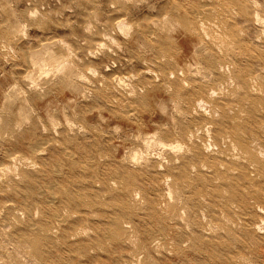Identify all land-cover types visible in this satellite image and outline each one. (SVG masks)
Segmentation results:
<instances>
[{
  "label": "rangeland",
  "instance_id": "374dc122",
  "mask_svg": "<svg viewBox=\"0 0 264 264\" xmlns=\"http://www.w3.org/2000/svg\"><path fill=\"white\" fill-rule=\"evenodd\" d=\"M263 131L264 0H0V264H264Z\"/></svg>",
  "mask_w": 264,
  "mask_h": 264
},
{
  "label": "bare ground",
  "instance_id": "6f19581e",
  "mask_svg": "<svg viewBox=\"0 0 264 264\" xmlns=\"http://www.w3.org/2000/svg\"><path fill=\"white\" fill-rule=\"evenodd\" d=\"M212 11H213V10H212ZM246 11H247V10H246ZM36 13H37V12H36ZM258 16H259V15H258ZM119 19H120V18H119ZM164 19H165V17H164ZM123 21H124V20H123ZM208 21H209V20H208ZM156 22H157V21H156ZM161 22H162V21H161ZM123 23H124V22H123ZM200 23H201V22H200ZM262 23H263V22H262ZM118 24H119V23H118ZM118 24H117V25H118ZM154 24H155V23H154ZM122 25H124V24H122ZM137 25H138V24H137ZM155 25H156V24H155ZM155 25H154V26H155ZM165 25H166V24H165ZM202 25H203V24H202ZM216 25H217V24H216ZM118 26H119V25H118ZM200 26H201V24H200ZM126 27H128V26H126ZM156 27H158V26H156ZM165 27H166V26H165ZM203 27H204V26H203ZM216 27H217V26H216ZM118 28H119V27H118ZM120 28H121V27H120ZM122 28H123V27H122ZM200 28L202 29V27H200ZM123 29H124V28H123ZM204 29H205V28H204ZM206 29H207V28H206ZM208 29H209V27H208ZM217 29H218V28H217ZM125 30H126V28H125ZM164 31H165V30H164ZM203 31H204V30H203ZM121 32H122V31H121ZM202 33H204V32H202ZM204 34H205V33H204ZM207 35H208V34H207ZM103 36H104V35H103ZM205 36H206V35H205ZM211 36H212V35H211ZM217 36H218V35H217ZM107 37H108V35H107ZM108 39H109V37H108ZM215 40H216V39H215ZM112 41H113V40H112ZM222 44H224V43H222ZM97 45H98V44H97ZM230 46H231V45H230ZM105 48H106V47H105ZM217 48H218V47H217ZM105 50H106V49H105ZM221 52H222V51H221ZM163 53H164V52H163ZM33 64H35V63H33ZM42 64H43V63H42ZM62 65H63V64H62ZM226 65H227V64H226ZM63 66H64V65H63ZM35 67H36V66H35ZM33 68H34V67H33ZM41 68H42V67H41ZM41 68H40V69H41ZM193 68H194V67H193ZM218 68H220V67H218ZM222 68H223V67H221V69H222ZM35 69H36V68H35ZM227 69H228V68H227ZM41 70H42V69H41ZM90 70H91V69H90ZM223 70H224V69H223ZM223 70H222V71H223ZM39 71H40V70H39ZM41 72H42V71H41ZM44 73H45V72H44ZM89 73H90V72H89ZM170 74H171V73H170ZM42 75H44V74H42ZM172 76H173V75H172ZM28 77H29V75H28ZM28 77H27V79H28ZM41 77H42V76H41ZM257 77H258V76H257ZM84 78H85V77H84ZM27 79H26V80H27ZM119 79H120V78H119ZM121 80H122V79H121ZM32 81H33V80H32ZM39 81H40V80H39ZM46 81H47V80H46ZM117 81H118V80H117ZM23 82H24V81H23ZM118 82H119V84H120V81H118ZM123 82H124V81H123ZM123 82H122V83H123ZM251 82H252V81H251ZM224 83H225V82H224ZM229 83H230V82H229ZM117 84H118V83H117ZM119 84H118V86H119ZM187 84H188V83H187ZM187 84H186V85H187ZM232 84H233V83H232ZM120 85H121V84H120ZM184 85H185V84H184ZM218 87H219V86H218ZM36 88H37V87H36ZM227 91H228V90H227ZM215 92H216V91H215ZM258 92H259V91H258ZM260 92H261V91H260ZM214 94H215V93H214ZM214 94H213V95H214ZM234 96H235V95H234ZM201 103H202V102H201ZM197 104H198V103H197ZM198 105H199V104H198ZM176 106H177V105H176ZM129 113H130V111H129ZM205 113H206V112H205ZM34 115H35V114H34ZM132 115H133V114H132ZM234 117H235V116H234ZM236 118H237V117H236ZM238 120H239V119H238ZM233 122H234V121H233ZM236 122H237V121H236ZM234 123H235V122H234ZM68 126H69V125H68ZM57 128H58V127H57ZM202 128H203V127H202ZM71 129H72V128H71ZM261 129H262V128H261ZM261 129H260V130H261ZM262 130H263V129H262ZM262 130H261V132H262ZM70 131H71V130H70ZM237 131H238V130H237ZM6 132H7V131H6ZM56 132H57V131H56ZM238 132H239V131H238ZM263 132H264V131H263ZM239 133H241V132H239ZM198 134H199V133H198ZM198 134H197V135H198ZM242 135H243V134H242ZM189 136H190V135H189ZM198 137H199V136H198ZM234 137H235V136H234ZM244 137H245V136H244ZM252 137H253V136H252ZM188 139H189V138H188ZM146 141H147V140H146ZM146 141H145V142H146ZM153 141H154V140H153ZM191 141H192V140H191ZM198 141H199V140H198ZM256 141H257V140H256ZM256 141H253V142L256 143ZM258 141H259V140H258ZM148 142H149V141H148ZM228 142H229V141H228ZM141 143H142V142H141ZM150 143H152V142H150ZM154 143H155V142H154ZM259 143H260V142H259ZM159 144H160V143H159ZM180 144H181V143H180ZM257 144H258V143H256L255 146H258ZM161 145H162V144H161ZM230 145H231V147H232L233 143L230 144ZM252 145H253V144H251V146H252ZM144 146H145V145H144ZM151 146H152V145H151ZM146 147H147V146H146ZM171 147H172V146H171ZM176 147H178V145H177ZM234 147L236 148V146H234ZM234 147H232L233 151L235 150ZM241 147H242V146H241ZM243 147H244V146H243ZM243 147H242V148H243ZM252 147H254V145H253ZM148 148H149V147H148ZM166 148H167V147H166ZM172 148H174V147H172ZM180 148H181V147H180ZM215 148H216V147H215ZM257 148H258V147H256V148L254 147L253 149L256 150ZM164 149H165V147H164ZM187 149H188V148H187ZM34 150H35V149H34ZM169 150H170V149H169ZM172 150H174V149H171V151H172ZM177 150H178V149H177ZM177 150H176V151H177ZM236 150H237V149H236ZM261 150H262V147H261ZM179 151H180V150H179ZM182 151H183V150H182ZM245 151H247V150H245ZM253 151H254V150H253ZM256 151H257V150H256ZM256 151H255V152H256ZM173 152H174V151H173ZM205 152H206V151H205ZM261 152H262V151H261ZM39 153H40V151H39ZM186 153H190V152L186 151ZM232 153H233V152H232ZM232 153H231V154H232ZM234 153H235V152H234ZM236 153H238V152H236ZM240 153H241V152H240ZM258 153H260V152L258 151ZM263 153H264V152H262V153L259 154L261 158H262V156H263ZM40 154H41V153H40ZM40 154H39V155H40ZM135 154H136V153H135ZM137 154H138V153H137ZM160 154H161V153H160ZM191 154H192V153H191ZM216 154H217V153H216ZM221 154H222V156H223V153H221ZM221 154H220V155H221ZM241 154H242V153H241ZM241 154H240V157H241ZM41 155H42V154H41ZM189 155H190V154H189ZM235 155H236V154H235ZM235 155H233V156H235ZM242 155H243V154H242ZM36 156H37V155H36ZM222 156H221V157H222ZM231 156H232V155H231ZM236 156H237V155H236ZM238 156H239V154H238ZM246 156H250V157H251L252 155H245V157H246ZM240 157H239V159H240ZM133 158H134V157H133ZM242 158H243V157H242ZM17 159H19V158H17ZM227 159H228V158H227ZM233 159H236V160H237V158H235V157H234ZM239 159H238L237 161H240V160H241V159H240V160H239ZM244 159H245V158H244ZM248 159H249V158H248ZM138 160H139V159H138ZM146 160H147V159H146ZM252 160H255V159H252ZM19 161H20V160H19ZM133 161H134V160H133ZM255 161H256V160H255ZM258 161H259V160H258ZM177 162H178V161H177ZM242 162H243V161H242ZM33 163H34V162H33ZM138 163H139V162H138ZM149 163H150V162H149ZM173 164H174V163H173ZM248 164H249V163H248ZM261 164H262V163H261ZM36 165H37V164H36ZM135 165H136V163H135ZM203 165H204V164H203ZM27 166H28V165H27ZM136 166H137V165H136ZM170 166H172V164H171ZM220 166H221V165H220ZM254 166H257V165H254ZM13 167H14V166H13ZM202 167H203V166H202ZM204 167L206 168V165H204ZM223 167H224V166L221 167L222 170H223ZM7 168H8V167H7ZM134 168H135V167H134ZM194 168H195V167H194ZM194 168H192V169H194ZM205 168H204V169H205ZM251 168H252V167H251ZM5 169H6V168H5ZM196 169H197V168H196ZM206 170H208V169H206ZM206 170H204V171H206ZM9 171H10V170H9ZM208 171H209V170H208ZM195 172H197V171H195ZM210 172H211V171H210ZM234 173H235V172H234ZM236 173H237V172H236ZM4 176H6L5 173H4ZM127 177H128V176H127ZM253 177H254V179L256 178V176H253ZM5 178H6V177H5ZM128 178H129V177H128ZM258 178H259V177H258ZM126 180H127V178H126ZM0 181H1V180H0ZM127 181H129V180H127ZM131 181H132V180H131ZM169 181H170V180H169ZM124 182H126V181H124ZM216 182H217V181H216ZM121 184H122V183H121ZM126 184H127V182H126ZM250 184H251V183H250ZM175 185H177V184H175ZM122 187H123V186H122ZM126 187H129V185H126ZM126 187H124V188H126ZM132 187H133V186H132ZM130 188H131V187H130ZM173 188H174V191L177 189L176 187H173ZM125 190H126V189H125ZM177 190H178V189H177ZM127 191H128V190H127ZM127 191H126V192H127ZM178 191H179V190H178ZM184 191H185V190H184ZM186 191H187V190H186ZM138 192H139V191H138ZM181 192H183V191H181ZM128 193H129V192H128ZM133 193H134V192H133ZM136 193H137V191H136ZM179 193H180V192H179ZM183 193H184V192H183ZM183 193H182V194H183ZM131 195H132V194H131ZM135 195H137V194H135ZM225 195H226V194H225ZM167 196L169 197V195H167ZM129 197H130V196H129ZM131 197H133V196H131ZM140 197H141V196H140ZM140 197H139V198H140ZM135 198H136V200H137V196H135ZM162 198H163V197H162ZM85 199H86V198H85ZM169 199H170V198H169ZM133 200H134V199H133ZM136 200H135V201H136ZM142 200H143V199H142ZM162 200H163V199H162ZM164 200H165V197H164ZM170 200H172V199H170ZM176 200H177V199H176ZM86 201H87V200H86ZM181 201H182V200H181ZM222 201H223V200H222ZM227 201H228V200H227ZM136 202H137V201H136ZM143 202H144V201H143ZM167 204H168V203H167ZM169 204H171V202H169ZM188 204H189V203H188ZM173 205H174V204H173ZM175 206H176V204H175ZM126 208H128V205L126 206ZM129 208H130V207H129ZM174 208H175V207H174ZM86 209H87V207H86ZM88 209H89V208H88ZM125 210H126V209H125ZM130 210H131V209H130ZM258 210H259V208H258ZM65 211L67 212V209H66ZM69 211H70V210H68V212H69ZM128 211H129V210H128ZM176 211H177V210H176ZM186 211H188V210H186ZM259 211H260V210H259ZM2 212H3V211H2ZM38 212H39V211H38ZM136 212H137V211H136ZM64 213H65V212H64ZM1 214H2V213H1ZM16 214H17V213H16ZM37 214H38V213H37ZM67 214H69V213H67ZM70 214H71V212H70ZM170 214H171V212H170ZM263 214H264V213H263ZM21 215H22V214H21ZM73 215H74V214H73ZM171 215H172V214H171ZM173 215H174V214H173ZM187 215H188V214H187ZM17 216H20V215L17 214ZM17 216H15V217H17ZM43 216H44V215H43ZM71 216H72V215H71ZM74 216H75V215H74ZM184 216H185V215H184ZM15 217H14V218H15ZM65 217H67V216H65ZM75 217H76V216H75ZM67 218H69V217H67ZM72 218H74V217H72ZM22 219H24V218H22ZM42 219H44V218H42ZM69 219H70V218H69ZM172 219H173V218H172ZM176 219H177V218H176ZM13 220H14V219H13ZM17 220H18V219H17ZM67 220H68V219H67ZM87 221H88V220H87ZM16 223H17V222H16ZM118 223H120V222H118ZM118 223H117V224H118ZM124 223H125V222H124ZM240 223H241V222H240ZM66 224H67V223H66ZM122 224H123V223H122ZM60 225H62V224H60ZM64 225H65V223H64ZM73 225H74V223H73ZM85 225H86V224H85ZM119 225H120V224H119ZM124 226H125V225H124ZM161 226H162V225H161ZM256 226H257V225H256ZM259 226H261V225H259ZM262 226H263V225H262ZM17 227H18V226H17ZM19 227H22V225L20 226V223H19ZM37 227H38V226H37ZM58 227H60V226H58ZM125 227H127V226H125ZM257 227H258V226H257ZM8 228H9V227H8ZM84 228H85V227H84ZM119 228H120V226H119ZM119 228H118V229H119ZM211 228H212V227H211ZM253 228H254V227H253ZM48 229H49V228H48ZM48 229H47V230H48ZM50 229H51V228H50ZM53 229H54V228H53ZM85 229H86V228H85ZM85 229H83V230H85ZM126 229H127V228H126ZM126 229H125V231H126ZM209 229H210V228H209ZM257 229H258V228H257ZM260 229H261V228H260ZM80 230H81V229H80ZM83 230H82V231H83ZM122 230H124V229L122 228ZM122 230L120 229V231H122ZM161 230H162V229H161ZM258 230H259V229H258ZM7 231H8V230H7ZM53 231L56 233L55 230H53ZM53 231H52V232H53ZM82 231H81V232H82ZM85 231H86V230H85ZM114 231H115V230H114ZM114 231H112V232H114ZM127 231H128V230H127ZM50 232H51V231H50ZM78 232H79V231H78ZM86 232L88 233V231H86ZM115 232H116V231H115ZM118 232H119V231H118ZM122 232H123V231H122ZM122 232H121V233H122ZM163 232H164V231H163ZM180 232H181V231H180ZM203 232H204V231H203ZM40 233H41V232H40ZM48 233H49V231H48ZM48 233H47V234H48ZM158 233H159V231H158ZM161 233H162V231H161ZM205 233H206V232H205ZM258 233H259V232H258ZM260 233H261V232H260ZM47 234H45V236H46ZM53 234H54V233H53ZM75 234H76V233H75ZM77 234H79V233H77ZM77 234H76V235H77ZM80 234H81V233H80ZM82 234L84 235V233H82ZM85 234H86V233H85ZM123 234L126 235L127 233L125 232V233H123ZM159 234H160V233H159ZM207 234H209V233H207ZM4 235H5V234H4ZM50 235H51V234H50ZM51 236H52V235H51ZM55 236H56V235H55ZM77 236H78V235H77ZM84 236H85V235H84ZM112 236H113V235H112ZM129 236H130V235H129ZM129 236H128V238H129ZM35 237H38V236L36 235ZM72 237H74V236H72ZM80 237H82V236H80ZM113 237H114V236H113ZM113 237H112V238H113ZM124 237H125V236L123 235L122 238H123V240L125 241ZM38 238H39V239L36 238V240H35V239H33V240L30 239V241H27V245L29 246V248L32 250V252H33L34 254H37V255L39 254V255H40V249L42 248V246H44V245H46V244H50V240L47 239V237H45V238H44V237H43V238L38 237ZM122 238H121V241H123ZM126 238H127V235H126ZM128 238H127V239H128ZM130 238H131V237H130ZM153 238H154V237H153ZM114 239H117V238L114 237ZM119 239H120V238H119ZM150 239H151V238H150ZM156 239H157V238H156ZM156 239H155V240H156ZM72 240H73V239H72ZM112 241H114V240H112ZM124 241H123V243H125ZM129 242H130V241H129ZM129 242H128V243H129ZM152 242H153V241H152ZM159 242H160V241H159ZM189 242H190V241H189ZM24 243H25V241H24ZM156 243H157V244H156ZM156 243H154V244L158 245V244H160L161 242H160V243L156 242ZM163 243H164V242H163ZM21 244H22V243H21ZM21 244H20V245H21ZM58 244H59V242H58ZM139 244H140V243H139ZM27 245H26V246H27ZM130 245H131V243H130ZM132 245H133V244H132ZM135 245H137V244L135 243ZM156 245H155V246H156ZM160 245H161V244H160ZM160 245H159V248H160ZM187 245H188V244H187ZM18 246H19V245H18ZM21 246H22V245H21ZM23 246H24V245H23ZM153 246H154V245H153ZM185 246H186V245H185ZM132 247H134V246H132ZM136 247H137V246H136ZM138 247H140V246H138ZM22 248H23V247H22ZM25 248H26V247H25ZM25 248H23V249H25ZM134 248H135V247H134ZM157 248H158V246H157ZM161 248H162V247H161ZM161 248H160V249H161ZM163 248H164V247H163ZM49 249H50V248H49ZM136 249H137V248H136ZM143 250H144V249H143ZM136 251L138 252V255H139V251H138V250H136ZM164 251H165V250H164ZM190 251H191V250H190ZM27 252H28V251H27ZM27 252H26V253H27ZM32 252H31V253H32ZM143 252H144V251H143ZM147 252H148V251H147ZM156 252H157V249L155 250V253H156ZM28 253H30V252H28ZM31 253H30V254H31ZM33 253H32V254H33ZM141 253H142V252H141ZM135 254H137V253H135ZM39 255H38V256H39ZM131 255H132V254H131ZM156 255H157V253H156ZM31 256H32V255H31ZM41 256H42V255H41ZM133 256H134V255H133ZM159 256H160V255H159ZM33 257H34V256H33ZM34 258H35V257H34ZM38 258H39V257H38ZM42 258H43V256H42ZM133 258H135V256H134ZM133 258H132V259H133ZM40 259H41V258H40ZM33 260H34V259H33ZM41 260H42V259H41ZM136 260H137V258H136ZM136 260H134V261H136ZM140 260L142 261L141 256H140ZM138 261H139V260H138ZM142 263H143V262H142ZM142 263H141V264H142ZM134 264H135V263H134ZM138 264H139V263H138Z\"/></svg>",
  "mask_w": 264,
  "mask_h": 264
}]
</instances>
